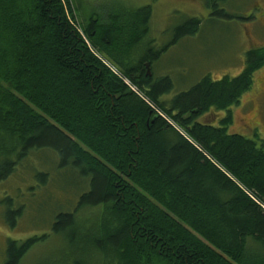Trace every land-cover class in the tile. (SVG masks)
Listing matches in <instances>:
<instances>
[{"label":"trees","instance_id":"obj_1","mask_svg":"<svg viewBox=\"0 0 264 264\" xmlns=\"http://www.w3.org/2000/svg\"><path fill=\"white\" fill-rule=\"evenodd\" d=\"M76 12L71 0H0V183L47 148L60 170L86 182L72 210L58 209L50 233L9 238L2 264H23L49 235L65 241L52 264H264V140L229 132L232 107L264 66V45L246 52L239 75H205L168 97L173 80L156 79L147 64L170 45L135 52L151 5L128 24L111 16L85 26ZM200 21L178 25L171 43ZM215 110L226 111L219 125L207 121ZM35 179L45 186L49 172ZM14 200L4 199L10 227L25 210Z\"/></svg>","mask_w":264,"mask_h":264},{"label":"rangeland","instance_id":"obj_2","mask_svg":"<svg viewBox=\"0 0 264 264\" xmlns=\"http://www.w3.org/2000/svg\"><path fill=\"white\" fill-rule=\"evenodd\" d=\"M82 24L92 17L108 23L111 16L128 24L131 13L151 5L149 31L136 48L137 57H143L151 48L158 51L169 48L150 64V73L156 79L169 76L174 87L168 97L189 89L203 76L214 79L235 77L245 67L246 52L264 45V0H71ZM216 4V5H215ZM227 15H233L228 17ZM199 18L200 26L193 35L182 37L172 44L178 25ZM233 124L230 133L249 138L259 135L264 140V66L254 77L253 87L245 92L240 102L232 107ZM207 121L219 125L226 111L206 114ZM201 117V120L205 117ZM54 150L32 151L5 181L0 183V264L9 238L25 239L30 235L51 232L58 209L72 210L86 182L77 174L58 168ZM36 171L49 172L45 186L39 187ZM78 180V181H77ZM31 186L34 188L29 189ZM13 196L14 202L24 204L22 217L14 227L6 221L7 204L4 199ZM64 240L49 235L25 256L23 264H52L50 259L65 252Z\"/></svg>","mask_w":264,"mask_h":264},{"label":"built area","instance_id":"obj_3","mask_svg":"<svg viewBox=\"0 0 264 264\" xmlns=\"http://www.w3.org/2000/svg\"><path fill=\"white\" fill-rule=\"evenodd\" d=\"M99 55V54H98ZM103 62L110 67L111 70H113L115 73H117L121 78L126 80L129 87H131L132 90L137 91V88L133 85V83L123 75V73L117 68V66L111 61V60H105L103 56L99 55ZM138 92V91H137ZM152 107L156 110L159 116L163 117L166 121H168L170 124L175 126L177 129H179L190 141H194V139L187 133V131L180 126L173 118H171L166 112L160 107V105L154 101H149Z\"/></svg>","mask_w":264,"mask_h":264},{"label":"flooded vegetation","instance_id":"obj_4","mask_svg":"<svg viewBox=\"0 0 264 264\" xmlns=\"http://www.w3.org/2000/svg\"><path fill=\"white\" fill-rule=\"evenodd\" d=\"M224 1V0H223ZM225 1H227V0H225ZM90 21L88 20V21H86V23H83V24H85V26H88V23H89ZM148 68V67H147ZM148 72V71H147Z\"/></svg>","mask_w":264,"mask_h":264},{"label":"water","instance_id":"obj_5","mask_svg":"<svg viewBox=\"0 0 264 264\" xmlns=\"http://www.w3.org/2000/svg\"><path fill=\"white\" fill-rule=\"evenodd\" d=\"M147 67H148V74H151L150 73V69H149V67H150V64L149 63L147 64Z\"/></svg>","mask_w":264,"mask_h":264},{"label":"bare ground","instance_id":"obj_6","mask_svg":"<svg viewBox=\"0 0 264 264\" xmlns=\"http://www.w3.org/2000/svg\"><path fill=\"white\" fill-rule=\"evenodd\" d=\"M148 70V69H147Z\"/></svg>","mask_w":264,"mask_h":264}]
</instances>
